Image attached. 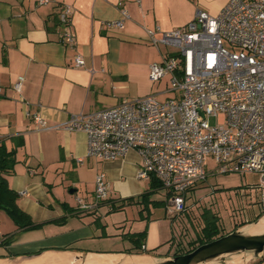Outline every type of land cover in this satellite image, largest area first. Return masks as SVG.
<instances>
[{
  "label": "crops",
  "instance_id": "obj_1",
  "mask_svg": "<svg viewBox=\"0 0 264 264\" xmlns=\"http://www.w3.org/2000/svg\"><path fill=\"white\" fill-rule=\"evenodd\" d=\"M227 1L0 0V145L16 152L7 179L34 225L20 228L6 213V229L0 225V264H129L138 256L177 251L184 241L176 232L182 214H172L168 188L138 176L139 154L131 151L115 160L89 157L86 132L55 126L73 114L113 107L124 99L174 96L170 87L161 88L164 78L155 89L149 77L150 64L171 50L153 45L148 30L160 36L193 20L197 10L219 14ZM64 4L74 8L76 47L62 40ZM123 8L130 18L122 27L108 26L122 17ZM77 52L86 67L74 66ZM19 76L25 77L21 94L26 102L13 88ZM29 110L40 111L48 126L38 129ZM101 173L110 184V197L98 209L85 211L79 199H95ZM244 264H264V258Z\"/></svg>",
  "mask_w": 264,
  "mask_h": 264
},
{
  "label": "built area",
  "instance_id": "obj_2",
  "mask_svg": "<svg viewBox=\"0 0 264 264\" xmlns=\"http://www.w3.org/2000/svg\"><path fill=\"white\" fill-rule=\"evenodd\" d=\"M73 11L64 4L60 20L63 42L76 47ZM121 12V18L107 25L122 27L130 14L125 8ZM156 32L148 30L152 44L174 50L150 64L149 77L157 82L170 76L174 96L124 99L113 107L73 114L55 127L86 132L87 155L99 160L136 151L142 158L138 176L156 177L170 190L172 214L185 210L188 191L208 174L209 158L215 172L260 174L264 204V0H228L217 15L197 10L187 24L160 36ZM73 64L87 66L78 52ZM24 81L19 76L13 88L26 102L21 94ZM27 114L38 129L48 126L40 111ZM109 197L110 184L104 173L98 174L95 199H79L80 208L96 210Z\"/></svg>",
  "mask_w": 264,
  "mask_h": 264
},
{
  "label": "rangeland",
  "instance_id": "obj_3",
  "mask_svg": "<svg viewBox=\"0 0 264 264\" xmlns=\"http://www.w3.org/2000/svg\"><path fill=\"white\" fill-rule=\"evenodd\" d=\"M171 49L173 48L171 47ZM162 83L161 88L170 87V76L165 77ZM154 84L155 89L159 87V83L155 82ZM160 99L165 98L161 97ZM211 122L215 124L216 118L212 117ZM213 164V159L209 158L206 178L198 182V188L191 192L186 200V211L182 212V215L176 220L178 230L176 232L180 237L185 232L187 236L194 235V232L204 224L205 214L215 216L225 232L233 229L238 223L254 221L264 211L258 184L260 174L215 172L211 170ZM172 209L174 208L172 207ZM7 218L6 212L0 213L2 229H6Z\"/></svg>",
  "mask_w": 264,
  "mask_h": 264
},
{
  "label": "water",
  "instance_id": "obj_4",
  "mask_svg": "<svg viewBox=\"0 0 264 264\" xmlns=\"http://www.w3.org/2000/svg\"><path fill=\"white\" fill-rule=\"evenodd\" d=\"M264 214L229 233L196 247L190 252L149 258L148 263L134 264H231L235 258L248 263L264 258V227L256 228ZM39 255L30 254L28 257Z\"/></svg>",
  "mask_w": 264,
  "mask_h": 264
},
{
  "label": "trees",
  "instance_id": "obj_5",
  "mask_svg": "<svg viewBox=\"0 0 264 264\" xmlns=\"http://www.w3.org/2000/svg\"><path fill=\"white\" fill-rule=\"evenodd\" d=\"M16 163L17 158L15 150H8L4 145H0V211L4 210L7 214H9L13 221L20 228L31 227L34 226L32 218L19 206V194L10 187L7 179V175L11 174L14 171ZM152 179L155 182V185L162 186L161 181L158 178L152 177ZM197 185L198 184H196L188 191L187 198L190 196L191 190L195 189ZM184 211H186V209ZM263 214L264 211L259 214L256 219H258ZM203 221L204 224L202 225V227L200 229H197L194 232V235H192L191 237L187 236L186 232L182 234V237H180L179 235V237L182 238V240L184 239V241L179 240V243L180 241H182V245H179L177 251L173 255L190 252L201 244L210 242L222 235L229 233L239 226L251 222L248 221L238 223L233 227V229L223 232V228L220 227L218 219L215 216H209L205 214Z\"/></svg>",
  "mask_w": 264,
  "mask_h": 264
},
{
  "label": "bare ground",
  "instance_id": "obj_6",
  "mask_svg": "<svg viewBox=\"0 0 264 264\" xmlns=\"http://www.w3.org/2000/svg\"><path fill=\"white\" fill-rule=\"evenodd\" d=\"M262 227H264V217H263V219H262V221H261V223L256 227V228H262ZM52 255V254H51ZM237 261H241V262H243V260L242 259H240L239 257L238 258H235L232 262H231V264H233V263H237ZM148 262H150V259L148 258V257H139L138 256V259H136V260H134V259H129V264H134V263H148ZM87 264H94L92 261H88L87 262ZM95 264H98V263H95ZM243 264H244V262H243Z\"/></svg>",
  "mask_w": 264,
  "mask_h": 264
}]
</instances>
